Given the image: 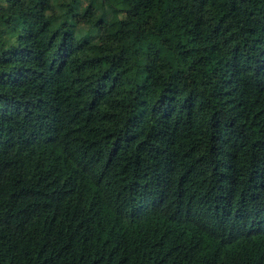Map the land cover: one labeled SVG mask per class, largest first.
I'll return each instance as SVG.
<instances>
[{
  "label": "trees",
  "instance_id": "trees-1",
  "mask_svg": "<svg viewBox=\"0 0 264 264\" xmlns=\"http://www.w3.org/2000/svg\"><path fill=\"white\" fill-rule=\"evenodd\" d=\"M56 2L0 0V264H264V0Z\"/></svg>",
  "mask_w": 264,
  "mask_h": 264
},
{
  "label": "rangeland",
  "instance_id": "rangeland-1",
  "mask_svg": "<svg viewBox=\"0 0 264 264\" xmlns=\"http://www.w3.org/2000/svg\"><path fill=\"white\" fill-rule=\"evenodd\" d=\"M111 4H116L120 0H107ZM89 0H57L55 3V10L59 13V8H64L67 5H71L74 9H77L79 12V16L83 13H86L87 16L89 15H98L101 12L100 8H96L94 6L89 5ZM85 25H82L81 30L85 31L86 28ZM98 31L94 33V37H97ZM101 37H105L108 40H116V39H123L126 44L132 46L136 54H141L140 48L144 43V40L141 38H134L130 33L126 31V28L122 24V20H109L105 27L101 30L100 33ZM147 39L151 40L156 45L158 44V41L152 37L149 36ZM166 57L168 60H173L174 56L173 54L166 51Z\"/></svg>",
  "mask_w": 264,
  "mask_h": 264
}]
</instances>
